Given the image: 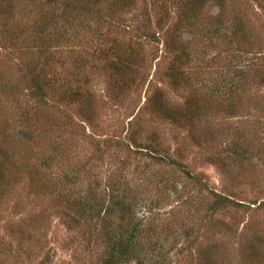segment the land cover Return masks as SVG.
Masks as SVG:
<instances>
[{"label":"rangeland","instance_id":"1","mask_svg":"<svg viewBox=\"0 0 264 264\" xmlns=\"http://www.w3.org/2000/svg\"><path fill=\"white\" fill-rule=\"evenodd\" d=\"M6 1L0 264H105L135 223L141 264H264V0H131L113 14L100 0L78 22ZM65 196L89 216L71 221ZM118 200L126 220L101 219Z\"/></svg>","mask_w":264,"mask_h":264},{"label":"trees","instance_id":"2","mask_svg":"<svg viewBox=\"0 0 264 264\" xmlns=\"http://www.w3.org/2000/svg\"><path fill=\"white\" fill-rule=\"evenodd\" d=\"M47 5H53V7L55 6L56 9H61L60 13L64 12L62 15L64 16V14L66 13V15H69L70 19L72 22L76 21H81V18H84V15L87 11V8H94L97 10L96 8V4L100 1V0H43ZM107 1V3H109V0H104ZM131 0H111V3L107 5L106 7V11H110L111 14L123 9L124 7H127L130 4ZM33 0H27V3L32 4ZM22 10H24L23 6ZM58 7V8H57ZM13 6L10 5V3L6 0H0V16L2 18H7V16L12 15V13L14 14V12H12ZM94 10V9H93ZM23 13V12H21ZM80 19V20H79ZM89 21V20H87ZM176 41V40H175ZM173 41L171 46L168 48L169 51L171 52H175V55L181 54L182 52H179L177 48V43ZM177 59H180V55L177 56ZM174 63L172 65H170V67L168 68V70L165 72V77L166 79L169 81L170 85L172 86H180L182 85L185 80L182 74V71H180L179 69V65L177 64L178 61L174 60ZM244 77H242V81L243 82ZM263 82V80H262ZM264 83V82H263ZM34 90L33 91V95L35 97L36 101H42V91L39 87V85L36 83V85L34 84ZM36 90H37V94H36ZM78 100V97L75 99ZM157 100V99H156ZM165 104L163 102L157 101L155 102V106L153 105V108L156 112L161 113L164 117L170 118V119H174V115L175 112L171 111L169 112L167 109H165ZM196 107V106H195ZM194 107V109H196ZM195 113V112H194ZM189 114H191L189 112ZM197 115H199V112L197 113ZM27 142L30 141V138L28 136H26L25 139ZM28 151V150H27ZM1 158L0 159V184L3 183L5 185H7V179L10 178L9 180L12 179V171L10 168L7 167V160L6 158L8 157V155L6 156L5 154H3L2 152H0ZM148 155V154H147ZM45 161V160H43ZM166 163H172V164H176L175 162H171L170 160H168ZM43 164H40V166L36 165V166H32L28 169L27 174L29 175L30 178L33 177H39L38 175H41L42 171L39 167H41ZM185 175L188 176V173L186 171H184ZM46 181V180H45ZM44 188L43 190H45V188H48L47 184H44ZM108 199L112 200L114 197H116L115 195L111 194L109 192L108 194ZM215 201L216 202H220L221 198L218 197L217 194H213ZM66 199L63 202V204H61L62 208H66L67 210H69L70 212H72V215H69V218L71 221L74 222H78L80 221V219H83V217H85V213L89 216V213L92 209L91 204H84L81 205L80 200L76 201V200H70L68 196H65ZM115 199V198H114ZM264 204V203H263ZM111 205H114V208L110 211L109 207H105L102 211V216L101 219H105L108 216H112V217H116L117 220L119 222H122L123 220H126L127 215H129V211H130V207L129 205H127L126 203L118 200L116 202H111ZM215 204H213L214 206ZM216 207H219L218 205ZM95 210V209H94ZM93 210V211H94ZM100 213V210L96 209L94 212V215L97 217V215ZM93 215V214H92ZM68 217V216H67ZM122 230V229H121ZM118 233L117 237L114 238L115 240V244L113 246L112 249L109 250V259L106 261L105 264H121L118 260L123 258V257H127L130 259H133L136 261V264H141V262L139 260H136V256L138 254V250L136 247V242H137V237L139 236V230L136 228V223L134 224V226H132L131 232L130 234H128L126 237L123 236L122 232ZM244 245L248 246L251 245L250 240L246 241L244 243ZM206 255L201 256L202 259L205 258ZM258 259H255L253 264H257L259 263L257 261ZM206 261H203V264ZM248 263V262H247ZM246 263V264H247Z\"/></svg>","mask_w":264,"mask_h":264}]
</instances>
